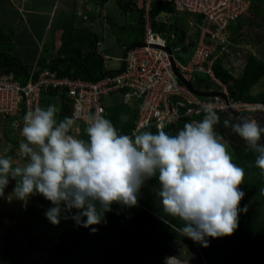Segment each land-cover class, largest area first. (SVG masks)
Segmentation results:
<instances>
[{"label": "clouds", "instance_id": "1", "mask_svg": "<svg viewBox=\"0 0 264 264\" xmlns=\"http://www.w3.org/2000/svg\"><path fill=\"white\" fill-rule=\"evenodd\" d=\"M58 112L49 105L23 117L19 153L26 162L14 167L9 149L0 154V197L15 180L9 202L26 204L39 194L53 205L44 213L51 224L58 225L63 213L76 209L72 219L89 228L106 223L113 204L138 206L141 188L157 178L154 191L162 211L183 221L178 229L183 236L208 247L207 238L237 230L240 212L247 211L240 207L245 172L233 163L228 142L215 130L221 118L211 105L203 119L186 122L175 135L163 128L121 134L111 120L89 113L83 138L72 134L74 118L58 119ZM223 123L257 153L255 166L264 173V125L252 117ZM174 261L165 258V264Z\"/></svg>", "mask_w": 264, "mask_h": 264}, {"label": "trees", "instance_id": "2", "mask_svg": "<svg viewBox=\"0 0 264 264\" xmlns=\"http://www.w3.org/2000/svg\"><path fill=\"white\" fill-rule=\"evenodd\" d=\"M250 1L253 4L252 0ZM117 2L123 11L129 10L140 12L141 24L138 31L143 37V7L137 9V6L133 4L132 8L130 6L132 3L130 0L129 2H125L124 0H118ZM176 13L177 12L171 4L156 1L152 4L150 20L154 31L165 34L170 40H172L171 36H174L175 38L172 43L180 44L183 43L186 38V34L182 36L185 32L181 31V33L179 31L180 33H177L178 27L174 24V26H170V29L168 30L165 24V17L173 16ZM241 19L242 17L239 20ZM69 24L71 27V23ZM73 31L74 29L72 28L64 30L62 36L65 40L63 43L65 46H63L61 52L50 54L47 52V48H45L43 55L41 54L35 62L37 63V66H44L45 63L49 61L50 67L58 72L59 77L79 79L88 82H97L107 75H113V71H109L103 67V53H100L103 48L102 43L99 42L98 39H94V41L97 42L95 45L93 39L89 41L86 40L85 35L82 33L84 30H80L81 33L78 34L72 33ZM14 34L15 31L13 27L10 28L6 25V28H4L0 25V74L12 73L16 80L25 84L27 82L28 71L32 66H28L22 61L17 60L7 49V46L13 48L15 44ZM93 34L94 33L90 32L88 36L92 35L94 37L95 34ZM231 41H234L233 36L231 37ZM6 42L8 45H6ZM86 42H88V44H86ZM140 43L141 41L128 48H132ZM195 43L196 36L190 40L188 47L184 46L185 52H191ZM232 48L234 47H231V49ZM230 54H232L231 51ZM225 56L219 58L216 62L215 73L216 76L227 85L231 98L236 101L264 104V93L258 95H253L251 93L253 87L262 77H264V62L258 61L254 57L249 56L245 61L242 75L234 77L225 67L229 64ZM57 97L62 104V109L60 111L61 115L63 117H71V106L66 95L59 94L52 89L42 92L40 108H47L54 99H57ZM115 99L116 97L114 95L104 99L103 105L105 107V114L103 116L112 121L119 133L131 135L136 126L139 105L137 104L135 107H131L122 102L119 103ZM217 114L221 118V123L215 126V130L218 134L224 137L225 141L231 144L233 163L243 168L245 172L244 182L240 185L245 196L240 202V207L244 208L247 206V211L240 212L239 226L237 230L231 236L219 238L209 237L207 238L209 246L203 247L192 239L183 236L178 231V229L183 226V221L179 218L166 216L162 211V207L161 211H159L162 213V216L161 214L158 216L146 204H144V202L138 201V206L133 208L113 204L112 211L107 212L106 215L108 216H105L106 223H110L109 218L113 217L112 220L117 222L118 227L120 225L122 226L120 227L122 232L120 235H117V238L121 237L122 239H125V242H133L136 235L139 236L143 231L146 220L150 219L149 221L158 222L159 227L163 229L161 242L158 244L159 250L164 254L163 256L177 254L178 248H194L195 243L204 255L207 264H259L261 258L264 256V211H255L254 206L264 204V173L255 166L257 153L250 149L244 140L235 143L239 136L233 133L230 127L224 126L223 121L225 119L232 118V121L236 122L239 117L225 113ZM23 115L22 112L19 117L5 119L2 120V122L0 121V123H5L10 134L13 135L14 133L15 135V133H19L21 136V131H19V129L13 128L12 125H7L6 122L8 120L15 123L19 122V118H22ZM124 117H126V119L122 120ZM198 119H203V116ZM186 122L188 121L183 120L164 129V131L175 135L183 128ZM78 123L83 126L80 127L84 130L85 125L81 122ZM149 130L153 133L157 132V129L154 128H150ZM14 135L10 139L11 144L17 143ZM79 136L87 138L84 131H82ZM262 141H264V138H262ZM257 197H262V201L261 199L256 201L255 199ZM77 211L78 210L75 211V214ZM67 216L69 215L67 214ZM84 219L86 220V217ZM106 223H102L104 225H93L89 228L76 224L72 230H65L62 233V236H57V240L53 241V249L46 256L43 264H91L92 262L94 264L96 261L94 258V251L105 246L104 244L107 243V240L112 237V235L109 237L110 231L106 233V230H109ZM129 224H135L134 227L136 228H126ZM139 224H142L143 227L137 228ZM123 226L125 228H123ZM92 228H96L97 230L93 232ZM109 240L112 241V238ZM29 244L31 248L35 250V247L37 246L36 243L29 239ZM233 245H235V251L232 250ZM150 264H153V261Z\"/></svg>", "mask_w": 264, "mask_h": 264}, {"label": "built area", "instance_id": "3", "mask_svg": "<svg viewBox=\"0 0 264 264\" xmlns=\"http://www.w3.org/2000/svg\"><path fill=\"white\" fill-rule=\"evenodd\" d=\"M136 1V0H135ZM156 1L169 3L177 13H185L194 26L196 43L188 53L189 60H178L174 51L188 47L187 37L181 44H173L165 34L153 30L150 20L152 4ZM144 10V34L139 45L128 48L123 57L117 58V66L111 67V58L102 55L103 67L113 71L97 82L59 77L47 61L44 66L35 63L28 71L27 82L22 84L12 73L0 74V117L3 120L23 117L41 106L42 92L52 89L68 98L71 118L85 125L89 113L105 114L104 99L115 96L117 102L131 107L138 106V118L133 132L139 128L167 129L183 120L191 122L204 116V109L211 105L217 113L256 118L264 113L263 103H247L231 98L227 85L215 73L219 58L230 54L233 47L232 28L238 20L250 13V0H142ZM197 17V19H193ZM100 45V44H99ZM186 53V52H184ZM245 63L242 62V70ZM226 67V66H225ZM176 71L190 84L196 73L206 74L210 84L203 93L220 92L223 96L202 97L193 93L177 76ZM232 74V72H230ZM214 84L218 89H213ZM257 114V115H256ZM23 117L19 122L7 124L22 130ZM86 126V125H85ZM132 132V133H133ZM22 136V135H21ZM76 209L66 212L70 217ZM195 245V243H194ZM185 248V247H182ZM182 248H178V252ZM184 256L167 255L153 264H165L166 257H175L173 264H207L195 245Z\"/></svg>", "mask_w": 264, "mask_h": 264}, {"label": "rangeland", "instance_id": "4", "mask_svg": "<svg viewBox=\"0 0 264 264\" xmlns=\"http://www.w3.org/2000/svg\"><path fill=\"white\" fill-rule=\"evenodd\" d=\"M84 1L85 0H71L68 4H64L58 8L57 12L60 13L58 21L54 20L51 23L50 26H52V29L44 49L47 48V52L50 54L59 53L62 51L61 49L63 46H65V44H63L65 40L62 36L64 30L72 28L74 29L72 33L75 34L81 33L80 30H84L82 33L85 35L86 40L89 41L93 39L95 45L97 42H95L94 39H98V41L102 43L103 48L100 53L110 57V66L115 67L117 66L116 59L123 57L128 47L140 42L143 38L138 31L141 24L140 12L129 10L123 11L118 5V0ZM124 1L129 2V0ZM130 2H132L130 4L132 8L133 4L137 6V9L143 7L142 0H130ZM260 6H262L260 13L264 14L263 3H260ZM88 9L90 13L89 11L87 12ZM0 15H3V13H0ZM19 17L18 12L12 7H6V25L8 27L14 28V25H16L14 23L16 20H19ZM26 18L31 20L33 16L28 15ZM40 18L42 19V17ZM40 18H38V24L40 23L39 25L41 27L48 25L43 23ZM193 19H197V17H193ZM165 20L168 30L170 29V26L177 25V33L184 31L185 33L182 34V36L186 34V38H190L189 40L195 37L194 26L191 23L192 20L187 14L176 13L173 16H166ZM69 23H71V27ZM253 23L254 21L250 22L249 20L246 21V24L243 23L244 25L241 26V28L236 26L235 31H233L232 28L234 48L231 49L232 54L226 55L225 58L229 63L226 68L232 72L234 77L242 75V62L245 63L249 56L254 57L258 61L264 62V17L257 19L255 23L257 28ZM35 32L39 37L40 29H36ZM90 32L95 34H93L94 37L92 35L88 36ZM22 35H24V33L20 34L17 32L16 44H14L13 48L7 46L10 54L19 61L23 60L22 56H25L26 59H28L34 53L33 48H20L23 42L28 41V38ZM86 44H88V42H86ZM6 45H8L7 42ZM184 52L185 50L183 47V51H174V54L178 60L187 62L189 56L187 52ZM192 84L197 89L202 90L203 88L208 87L209 85L207 86L206 84H210V82L206 74L196 73ZM211 85L213 89H218L216 85ZM251 93L253 95L264 93V77H262L253 87ZM57 99H54L50 105L59 109L57 118L63 119L64 117L60 113L62 104L58 97ZM257 114L259 116L256 119L260 122L262 117H264V113ZM125 119L126 117L122 120ZM2 120L3 119H0L1 122ZM80 126L82 125L75 122V125L71 130L72 134L79 136L83 131ZM141 131L150 130L144 129ZM13 135L9 133L8 127L5 123H0V154H4V150L9 148L7 154L13 157V166H22L26 162V158L22 157L19 153V143L24 138L20 136L19 133H15L14 136L16 137L17 143L11 144L10 139ZM239 141H241L240 138H238L235 143ZM228 145L231 154L232 147L229 142ZM15 184L16 181L10 179L9 184L5 189L4 196L0 197V264H43L44 259L53 249L52 243L57 240V236H62V233L65 230H72L77 223L72 217L70 218L67 216L65 212L62 214L61 221L58 225L51 224L46 219L44 213L53 205L50 201L46 200L39 194L31 196L26 204L24 201L16 199H12V201L9 202L8 196L12 193ZM158 186L159 181L157 178H152L151 180L146 181L145 186L140 190L139 202H144V204H146L155 214L158 216L161 214L162 216V213L159 212L161 211L162 205L154 191ZM259 199L262 201V197H257L255 200L259 201ZM254 208L255 211L258 212L264 211V204L255 205ZM106 214L107 213H105V216L107 217L108 215ZM63 216H67V219H64ZM112 219L113 217L109 218L110 223H106L109 227V230L107 229L106 233L110 231L109 237L112 235V241H110L109 239L111 238H109L107 240L108 244L106 243L104 244L105 246L94 251V258L96 260L94 264H150L152 261L154 262L164 255L158 247L163 233V229L159 227L158 222L149 221L150 219H147L144 223V228L141 234L139 236L136 235L133 242H125V239H122L121 237L117 238V235H120L122 232L120 230V227L122 226L119 224L120 226L118 227L117 222ZM134 225L129 224L126 228H136ZM139 227L141 228L143 225L139 224L137 228ZM123 228L125 227L123 226ZM29 239L36 243L37 246L35 247V250L31 248ZM232 250H236L235 245H233ZM188 252H191V250L182 248L181 251L178 252V255L184 256L185 254H188ZM91 264H93V262ZM259 264H264V256L261 258Z\"/></svg>", "mask_w": 264, "mask_h": 264}, {"label": "crops", "instance_id": "5", "mask_svg": "<svg viewBox=\"0 0 264 264\" xmlns=\"http://www.w3.org/2000/svg\"><path fill=\"white\" fill-rule=\"evenodd\" d=\"M71 0H0V25L6 28V7H12L16 12L19 14V20H16L14 24V40L16 44V33H24L22 36H26L28 41L22 43L21 47L26 49L33 48L34 53L28 59L25 56H22V62L26 65L33 66L36 60L43 55L44 46L46 45L47 39L49 38L50 31L52 29L51 23L55 20L58 21L59 12H57L58 8L63 6L64 4H68ZM86 1V0H85ZM84 1V2H85ZM252 10L250 13L242 17L241 20L233 27V31H235V27L238 26L241 28L246 21L252 22L254 21L253 25L256 27V21L260 17H264V14L260 13V3L264 1L261 0H252ZM89 9L87 10V12ZM90 13V11H89ZM33 16L31 20H28L26 16ZM42 17V19L40 18ZM40 18L43 23L48 24L44 27H41L38 22ZM46 19V20H43ZM244 23V24H243ZM237 27V28H238ZM257 28V27H256ZM40 29V36L36 35L35 30ZM19 38V37H18ZM20 56V55H19ZM21 58V57H20Z\"/></svg>", "mask_w": 264, "mask_h": 264}, {"label": "water", "instance_id": "6", "mask_svg": "<svg viewBox=\"0 0 264 264\" xmlns=\"http://www.w3.org/2000/svg\"><path fill=\"white\" fill-rule=\"evenodd\" d=\"M175 72H176L177 76L180 78V80H181L182 82H184V83L186 84V86H187V87H188L193 93H195L196 95H198V96H202V97L223 96V94L220 93V92H212V93H203V92H200V91L196 90V89L190 84V82H188L186 79H184V77H182V76L178 73V71L175 70ZM238 116H239V117H244L243 115H238Z\"/></svg>", "mask_w": 264, "mask_h": 264}, {"label": "flooded vegetation", "instance_id": "7", "mask_svg": "<svg viewBox=\"0 0 264 264\" xmlns=\"http://www.w3.org/2000/svg\"><path fill=\"white\" fill-rule=\"evenodd\" d=\"M258 116H259V115H257L256 118H258ZM263 116H264V115H263ZM260 123H261L262 125H264V117H262V120L260 121ZM238 138H240V137H238ZM240 140H243V139L240 138ZM261 143H264V141L261 140Z\"/></svg>", "mask_w": 264, "mask_h": 264}]
</instances>
